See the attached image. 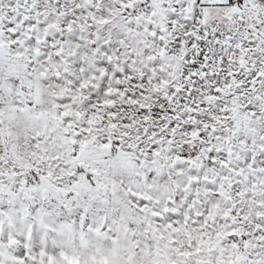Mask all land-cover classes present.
<instances>
[{
	"label": "snow or ice",
	"instance_id": "1",
	"mask_svg": "<svg viewBox=\"0 0 264 264\" xmlns=\"http://www.w3.org/2000/svg\"><path fill=\"white\" fill-rule=\"evenodd\" d=\"M0 264H264V0H0Z\"/></svg>",
	"mask_w": 264,
	"mask_h": 264
}]
</instances>
